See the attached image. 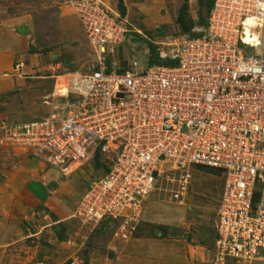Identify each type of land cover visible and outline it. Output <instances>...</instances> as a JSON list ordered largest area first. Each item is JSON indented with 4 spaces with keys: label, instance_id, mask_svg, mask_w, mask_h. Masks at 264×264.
Segmentation results:
<instances>
[{
    "label": "built area",
    "instance_id": "2783aa9c",
    "mask_svg": "<svg viewBox=\"0 0 264 264\" xmlns=\"http://www.w3.org/2000/svg\"><path fill=\"white\" fill-rule=\"evenodd\" d=\"M68 5L96 65L70 76L48 117L2 122L0 148L28 150L62 175L98 162L105 176L75 214L87 225L119 223L123 239L160 179L173 178L182 205L194 167L218 170L213 264H264V0H214L201 36L157 44L175 64L145 70L107 65L127 41L125 18L103 0Z\"/></svg>",
    "mask_w": 264,
    "mask_h": 264
},
{
    "label": "rangeland",
    "instance_id": "374dc122",
    "mask_svg": "<svg viewBox=\"0 0 264 264\" xmlns=\"http://www.w3.org/2000/svg\"><path fill=\"white\" fill-rule=\"evenodd\" d=\"M103 1L119 14L118 0ZM194 1L197 0H125L129 34L123 50L109 56L107 65L116 63L124 69L136 61L141 69H148L150 45L164 53L169 48L157 44L201 33L209 10ZM0 43L17 47L1 62L0 124L28 123L48 117L57 98L65 95L61 91L69 88L70 76L87 74L96 65L95 51L68 0H0ZM18 63L24 64L19 73L14 71ZM50 176L56 181L53 184ZM104 176L105 172L94 163L62 175L28 150L0 148V218L5 221L10 217L4 235H15L20 229L27 235L40 231L38 225L30 227L25 221L19 193L28 182L40 186L48 183L50 190L62 194L66 207L72 211L68 213V223L54 228L56 244L52 247L56 248L41 262L91 264L94 260L105 264L116 256L113 247L143 239L158 244V249L150 246L141 251L143 260L150 257L159 264H213L217 255V213L224 188L220 171L194 167L182 205L172 200L173 178L160 179L145 202L136 231L127 239L121 237L119 223L87 225L76 217L79 193ZM10 213L17 218L12 219ZM27 242L40 249L51 246L44 234Z\"/></svg>",
    "mask_w": 264,
    "mask_h": 264
},
{
    "label": "crops",
    "instance_id": "0c3cea01",
    "mask_svg": "<svg viewBox=\"0 0 264 264\" xmlns=\"http://www.w3.org/2000/svg\"><path fill=\"white\" fill-rule=\"evenodd\" d=\"M194 2L198 4V1ZM128 4H131V2ZM131 5L133 8H135V5ZM146 12L147 11L145 9L144 14ZM150 26L151 25H149V27ZM15 48L17 47L13 45L2 46L0 43V68L2 67L1 62L3 61V56L15 51ZM121 50H123V48ZM149 53L150 51L148 50V55ZM53 175L54 174H52V176ZM48 178L51 182L50 184L56 182L51 176ZM56 185L57 187L60 186L57 183ZM88 185H86L87 188ZM50 189L51 188L49 187L48 183L42 184L40 186L36 182H28L27 184L23 185L19 193L21 212L24 215L25 221L28 222L30 227H36L38 225L37 227L40 231L27 235L22 231V229H20L19 233H16L15 235H4V228L6 227L7 222L10 220V217L8 219L6 218L5 221H1L0 218V264H33L34 262H37L36 264H48L47 261H41H43V258H49V254L52 253V249L56 248V246L52 247L56 244L53 237L54 228H58L60 225H65L68 223V213L72 211L66 207V203L62 194H59L58 191L53 192ZM85 192L79 193L78 197H80V199H78V203L79 200L82 199ZM3 205L5 206L4 203ZM8 216H11L12 219L17 218L14 213H10ZM43 234L46 238H48L51 246L42 247V249H40V246H32V243L35 242H27L30 238L39 237L40 239V236ZM150 246H152L153 249H158V244L151 241L147 242L143 239H136L124 244L123 246L113 247V250L116 252V256L113 260L110 259L109 263L105 264H159L156 263L153 258L148 257L149 259L146 258V260L141 258V251L143 249L149 248ZM41 250H43V254H39ZM91 264L98 263L93 260Z\"/></svg>",
    "mask_w": 264,
    "mask_h": 264
},
{
    "label": "trees",
    "instance_id": "16d2710c",
    "mask_svg": "<svg viewBox=\"0 0 264 264\" xmlns=\"http://www.w3.org/2000/svg\"><path fill=\"white\" fill-rule=\"evenodd\" d=\"M198 1V4L201 8L207 6L208 7V17L213 9V6H214V0H197ZM205 1H208V3H205ZM117 9L119 11V14L121 15L122 18H125L126 15H127V8H126V5H125V0H118V3H117ZM208 20V19H207ZM183 27L186 29V31L188 33H190V29L186 28L185 25H183ZM202 27L204 29H206L207 27V21H205L203 24H202ZM202 34L199 33V34H193L192 36L190 37H198V36H201ZM149 61H150V67L151 66H154V65H162V64H170L171 66L174 65L175 63L173 61H170V60H166V61H163L160 57V53L158 52L157 50V47L154 46V45H150L149 47ZM96 167H99L100 168V165L99 163L97 162L96 163Z\"/></svg>",
    "mask_w": 264,
    "mask_h": 264
},
{
    "label": "bare ground",
    "instance_id": "6f19581e",
    "mask_svg": "<svg viewBox=\"0 0 264 264\" xmlns=\"http://www.w3.org/2000/svg\"><path fill=\"white\" fill-rule=\"evenodd\" d=\"M161 56H165V53H162V52H161Z\"/></svg>",
    "mask_w": 264,
    "mask_h": 264
}]
</instances>
